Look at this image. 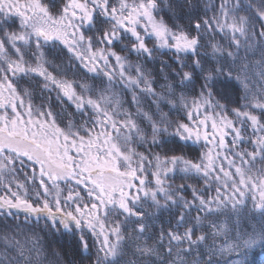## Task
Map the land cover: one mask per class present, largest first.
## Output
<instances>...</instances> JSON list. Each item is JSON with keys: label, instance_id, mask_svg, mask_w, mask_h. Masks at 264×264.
Wrapping results in <instances>:
<instances>
[{"label": "snow or ice", "instance_id": "snow-or-ice-1", "mask_svg": "<svg viewBox=\"0 0 264 264\" xmlns=\"http://www.w3.org/2000/svg\"><path fill=\"white\" fill-rule=\"evenodd\" d=\"M0 264H264V0H0Z\"/></svg>", "mask_w": 264, "mask_h": 264}]
</instances>
